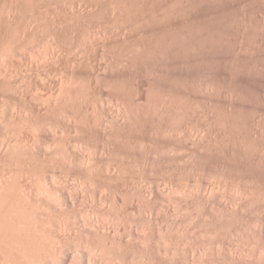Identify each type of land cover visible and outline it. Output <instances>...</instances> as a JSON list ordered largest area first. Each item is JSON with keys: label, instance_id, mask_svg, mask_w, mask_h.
Returning a JSON list of instances; mask_svg holds the SVG:
<instances>
[{"label": "rangeland", "instance_id": "374dc122", "mask_svg": "<svg viewBox=\"0 0 264 264\" xmlns=\"http://www.w3.org/2000/svg\"><path fill=\"white\" fill-rule=\"evenodd\" d=\"M0 264H264V0H0Z\"/></svg>", "mask_w": 264, "mask_h": 264}]
</instances>
